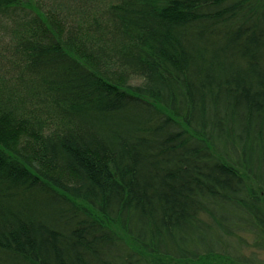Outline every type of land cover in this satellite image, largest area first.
Here are the masks:
<instances>
[{"label":"trees","instance_id":"trees-1","mask_svg":"<svg viewBox=\"0 0 264 264\" xmlns=\"http://www.w3.org/2000/svg\"><path fill=\"white\" fill-rule=\"evenodd\" d=\"M252 1L257 2L151 3L163 26L151 35L146 49L156 57L152 67L165 84L168 98L157 91L148 100L143 93L111 80L97 65H91L86 78L73 75L72 88L88 87L92 96L72 95L70 101L62 102L69 110L86 112L88 121L57 145L35 147L33 151L22 146L29 120L12 119L0 109V251L7 250L8 254L3 257L0 253L2 263L22 264L18 262L30 260L38 264L41 258L40 264H109L115 258L110 236L130 241L126 226H138L143 239L158 245L167 244L168 239L171 246L174 242L199 248L212 245L219 233L230 239L231 230L224 219H207L203 213L210 214L208 207L214 200H226H221L222 194L213 197L211 191H223L232 185L229 176L237 172L207 134L196 127V90L189 82L192 68L212 61L216 53L231 48L264 47V33L253 25ZM38 3L0 0V8H30L49 28L48 13L41 3L56 10L55 16L64 28L67 25L61 16L74 14L77 8L69 0H40V6ZM7 32L0 35L1 84L14 83L11 78L21 72L36 77L35 71L41 66L63 61L66 69H72V60L79 61L74 48L61 37L50 43L33 41L23 45L16 40L17 34ZM230 83L227 80V86L231 87ZM240 88L248 89V82ZM6 90L0 85V94ZM237 93L248 106L262 102L264 97L263 92ZM18 98L15 95L20 104ZM117 98L123 102L118 103ZM130 101L143 106L144 114H134ZM205 104L202 109L207 114L209 106ZM254 132L255 129L250 138L249 163L264 167V142ZM208 162L216 168L206 167L204 163ZM251 179L264 199V179ZM68 181L83 191L73 193L65 187ZM229 189L233 190L229 187L226 193ZM243 194L238 192L239 197ZM54 197L73 201L78 214L95 225L84 224L77 213L71 216L53 204ZM118 204L124 209V221L110 212V207ZM227 205L222 204L223 210L215 206L217 216H236L240 221L237 209ZM260 218L264 220V214ZM50 219L55 220L51 223ZM223 258V254L212 252L201 254L196 260L212 264ZM140 263L139 260L137 264Z\"/></svg>","mask_w":264,"mask_h":264},{"label":"rangeland","instance_id":"rangeland-1","mask_svg":"<svg viewBox=\"0 0 264 264\" xmlns=\"http://www.w3.org/2000/svg\"><path fill=\"white\" fill-rule=\"evenodd\" d=\"M69 1L72 2V7L77 8L74 14L63 13L61 16L67 25L65 28L60 25L54 13L56 10L50 5L41 3V6L46 8L51 28L38 18L35 11L25 6L0 8V35L8 30L7 33L17 34L16 40L23 45L32 44L33 41L50 43L61 37L74 48L79 59L72 60V69H66L63 61L56 62V65L36 69V77L21 72L11 78L15 80L14 83H0L7 89L0 94L1 113L9 115L12 119L18 117L17 120H29L28 125L24 127L22 146L31 151L35 147L48 148L57 145L66 140V136L72 135L73 129L83 128L84 123L88 121L86 112L69 110L62 102L70 101L69 97L72 95L80 98L92 96L88 87L72 88L73 75L86 78L90 75L91 65H97L111 80L143 93L148 100H152L153 93L157 91H161L165 98L170 95L152 67L156 60L154 53H147L146 49L151 35L163 26L151 5L154 0ZM38 2L40 3V0H37ZM261 2L258 5V0L252 1L251 6L255 8L253 25L264 33V0ZM227 80L231 82L232 88L227 86ZM250 81H253L251 85ZM245 82H248L246 90L240 88ZM187 83L186 81L185 84ZM189 83H192L196 90V127L207 134L215 149L223 159L234 165L237 172L235 176H229L232 183L229 187L233 190L229 189L226 193L229 187L225 186L227 188L223 191L216 188L211 191L213 197L222 194L221 200H226H214L208 207L210 214L203 213L207 219L222 222L224 219L223 223L231 230L230 239H225L219 233L216 234V240L211 241L212 245L199 248L183 247L180 244L175 245L174 242L171 246L168 239L167 244L158 245L143 239L142 230L140 231L138 226L131 227L132 229L126 226L130 241L124 237L123 241L121 237L119 239L109 235L112 240L109 243L115 250V258L110 259L109 264H137L139 260L140 264H200L196 258L212 252L225 256L223 260H215L212 264H264V220L260 218L264 214V199L251 179H264V167H252L249 163V144L253 129L255 137L264 142V97L260 104L248 106L244 97L237 96V92H263L264 95V47L231 48L225 53H216L212 61L200 63L192 68ZM21 88H24L23 92L19 91ZM15 95L19 97L20 104L14 99ZM117 102L122 103L123 100L117 98ZM131 103L134 114H144L143 106L133 101ZM205 103L209 106L207 114L202 109ZM147 107L145 109L149 110ZM135 109L138 112H135ZM97 133L101 135L100 132ZM212 154L218 156L214 151ZM204 165L211 169L216 168L212 167L210 162ZM66 175L68 174L65 172ZM65 185L73 193L82 190L72 181L65 182ZM237 191H243V196L239 197ZM51 202L68 211L71 216L72 213H80L73 201L54 197ZM225 202L229 203V209H237L236 214L241 217L240 221L236 216L231 219L225 215L222 219L217 216L215 206L223 210L225 208L222 204ZM211 206L215 209H211ZM121 209L124 210L118 204V207H110V212L124 221L126 218ZM78 216L82 223L95 225L90 219L79 214ZM53 220L50 219L51 223ZM0 253L3 257L8 255L7 250ZM41 260L38 259V264ZM18 263L34 264L30 260H21ZM0 264L5 263L0 261Z\"/></svg>","mask_w":264,"mask_h":264}]
</instances>
